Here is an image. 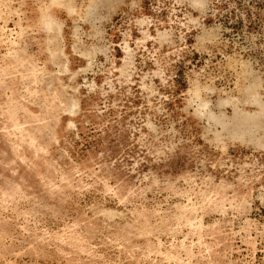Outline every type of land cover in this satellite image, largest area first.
Segmentation results:
<instances>
[{"label": "rangeland", "instance_id": "1", "mask_svg": "<svg viewBox=\"0 0 264 264\" xmlns=\"http://www.w3.org/2000/svg\"><path fill=\"white\" fill-rule=\"evenodd\" d=\"M0 264H264V0H0Z\"/></svg>", "mask_w": 264, "mask_h": 264}, {"label": "bare ground", "instance_id": "2", "mask_svg": "<svg viewBox=\"0 0 264 264\" xmlns=\"http://www.w3.org/2000/svg\"><path fill=\"white\" fill-rule=\"evenodd\" d=\"M263 111H261V113H262Z\"/></svg>", "mask_w": 264, "mask_h": 264}]
</instances>
